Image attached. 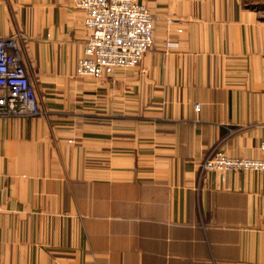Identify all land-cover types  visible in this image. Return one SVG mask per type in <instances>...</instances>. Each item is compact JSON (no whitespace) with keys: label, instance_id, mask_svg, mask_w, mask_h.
<instances>
[{"label":"crops","instance_id":"1","mask_svg":"<svg viewBox=\"0 0 264 264\" xmlns=\"http://www.w3.org/2000/svg\"><path fill=\"white\" fill-rule=\"evenodd\" d=\"M77 1L0 0L41 109L0 118V264H264V173L199 178L262 157L264 8L143 0L153 47L91 80Z\"/></svg>","mask_w":264,"mask_h":264},{"label":"built area","instance_id":"2","mask_svg":"<svg viewBox=\"0 0 264 264\" xmlns=\"http://www.w3.org/2000/svg\"><path fill=\"white\" fill-rule=\"evenodd\" d=\"M76 6L84 12L83 27L88 32L76 77L99 80L118 69H134L153 47L155 19L143 0H78ZM194 108L199 111L198 105ZM40 113L14 39L0 38V118H29ZM228 132L231 136L236 130ZM258 151L261 158H231L216 145L200 165L199 178L217 172L264 173V141Z\"/></svg>","mask_w":264,"mask_h":264},{"label":"rangeland","instance_id":"3","mask_svg":"<svg viewBox=\"0 0 264 264\" xmlns=\"http://www.w3.org/2000/svg\"><path fill=\"white\" fill-rule=\"evenodd\" d=\"M259 5H261L264 8V0H256Z\"/></svg>","mask_w":264,"mask_h":264}]
</instances>
